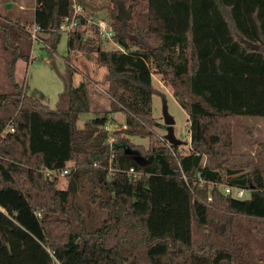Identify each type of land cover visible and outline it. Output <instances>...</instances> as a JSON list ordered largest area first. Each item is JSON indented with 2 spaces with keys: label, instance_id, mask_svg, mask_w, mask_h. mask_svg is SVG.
Masks as SVG:
<instances>
[{
  "label": "trees",
  "instance_id": "16d2710c",
  "mask_svg": "<svg viewBox=\"0 0 264 264\" xmlns=\"http://www.w3.org/2000/svg\"><path fill=\"white\" fill-rule=\"evenodd\" d=\"M33 1L30 21H0L10 87L0 90V264H264V240L256 250L248 238L264 237V146L251 170L204 163L233 156V125L251 134L241 116L264 118V0H110L106 18L98 0H81L85 17L67 33L65 104L54 109L15 81V63L33 60L27 23L55 49L71 0ZM88 16L109 24L119 48H103ZM77 54L106 69L109 100L81 127L79 116L95 112L98 80L85 70L74 83ZM153 73L187 112V148L152 128ZM114 112L124 123L109 130ZM70 161L58 188L59 176L43 168ZM223 185L249 196L224 194ZM237 219L251 221L246 232Z\"/></svg>",
  "mask_w": 264,
  "mask_h": 264
},
{
  "label": "rangeland",
  "instance_id": "374dc122",
  "mask_svg": "<svg viewBox=\"0 0 264 264\" xmlns=\"http://www.w3.org/2000/svg\"><path fill=\"white\" fill-rule=\"evenodd\" d=\"M120 2V0H118ZM96 13L99 17H108V6L112 7L110 0H98ZM6 4L9 7H6ZM120 4V3H119ZM34 6L33 0H0V21L7 22L3 17L14 20L20 16L22 20H29L32 16ZM121 7V4H120ZM122 16L126 17V11L121 7ZM89 33V32H88ZM105 49H117L119 46L114 41L103 42ZM39 53V57L35 55ZM33 56L32 61H25L19 59L15 63V81L23 86L25 92L38 98L42 103L54 109L56 107H63L65 101L60 97L63 91V76L67 69V61L65 55L67 54V33L62 32L55 49L40 48V45L34 43L32 45ZM79 56L80 62L74 61L76 66V74H74V83L80 81L83 71L88 72L98 80V84L94 85L91 91L90 100L95 112H88L81 114L77 121V126L81 127L84 120L91 118L95 113H100L102 110L108 108V97L102 92V80L106 69L103 66H97L87 56ZM9 58V52L6 51L0 40V90L7 91L10 89L5 77V63ZM152 89V116L154 118L153 130L159 136H166L167 127L163 121L164 111L173 119L171 129L173 136L179 142V148H187L189 142V120L187 112L178 104L171 92L170 86L161 79L160 75L153 73L151 76ZM239 122L249 128L251 134H246L245 129L240 128L237 124L232 126V142H233V156L227 159L226 162L218 160L205 159L204 163H208L211 167L222 166L229 168L241 167L244 170H251L253 167L260 164L261 155L260 150L264 146V118L241 116ZM124 123V116L121 112H114L110 115V120L107 123L109 130H115ZM130 140L135 144L148 146L149 140L146 137L130 136ZM253 141V142H252ZM69 163V162H68ZM67 185L65 176H59L56 187L64 189ZM85 192L78 191L76 198L86 204ZM249 193L244 192V198H247ZM92 210V208H91ZM235 222H241L240 230L244 233L249 229V225L245 219H237ZM242 227L244 229H242ZM239 229V226H238ZM262 234L254 233L248 235L249 240L253 242L257 250L262 246L264 237Z\"/></svg>",
  "mask_w": 264,
  "mask_h": 264
},
{
  "label": "built area",
  "instance_id": "2783aa9c",
  "mask_svg": "<svg viewBox=\"0 0 264 264\" xmlns=\"http://www.w3.org/2000/svg\"><path fill=\"white\" fill-rule=\"evenodd\" d=\"M80 1L81 0H71L72 13L71 15L65 17L59 25V29L62 32L65 33L71 32L78 25L79 17L80 16L85 17L84 8L80 3ZM86 20L88 23H93L97 27L98 34L104 41H112L113 31L106 21H104L103 19L93 20L90 16L86 17ZM25 30L28 34L29 40L31 41V50H30L31 58H33L31 52H32V45L34 43L40 45V48L45 47L47 49H51V47L44 41L45 32L37 23L35 22L27 23L25 25ZM38 57H39V53L37 52L35 58ZM122 127L125 126L123 125ZM107 129L109 128L107 127ZM113 140H114L113 138H110L109 143L113 142ZM72 166H73L72 161H70L62 169L56 170V169L43 168V172L44 175L47 177H52L54 175L65 176L67 173H69ZM128 171L134 176L136 175V173L132 169H129ZM220 191L224 194H230L237 198H241L244 196L243 189L228 185L220 186ZM207 200H210V197H208Z\"/></svg>",
  "mask_w": 264,
  "mask_h": 264
},
{
  "label": "water",
  "instance_id": "95a60500",
  "mask_svg": "<svg viewBox=\"0 0 264 264\" xmlns=\"http://www.w3.org/2000/svg\"><path fill=\"white\" fill-rule=\"evenodd\" d=\"M163 121L164 124L167 127V134H166V140L171 143V144H178L179 142L175 139V137L173 136V132L171 129V125L173 124V119L167 114L166 111H164L163 113Z\"/></svg>",
  "mask_w": 264,
  "mask_h": 264
},
{
  "label": "crops",
  "instance_id": "0c3cea01",
  "mask_svg": "<svg viewBox=\"0 0 264 264\" xmlns=\"http://www.w3.org/2000/svg\"><path fill=\"white\" fill-rule=\"evenodd\" d=\"M6 7H9V5L8 4H6ZM76 74V73H75ZM187 145H189V142H188V144Z\"/></svg>",
  "mask_w": 264,
  "mask_h": 264
}]
</instances>
